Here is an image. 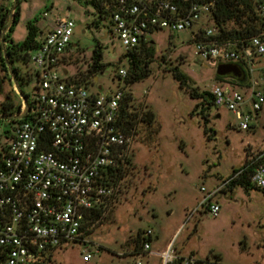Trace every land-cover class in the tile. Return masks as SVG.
Returning a JSON list of instances; mask_svg holds the SVG:
<instances>
[{
  "label": "rangeland",
  "instance_id": "rangeland-1",
  "mask_svg": "<svg viewBox=\"0 0 264 264\" xmlns=\"http://www.w3.org/2000/svg\"><path fill=\"white\" fill-rule=\"evenodd\" d=\"M21 1L22 20L13 33L16 43L25 40L28 21L39 17V24L47 32L44 13L51 9L68 10L76 23V51L67 59L70 72H85L93 48L103 41L104 62L110 66L96 75L98 84L92 90L106 94L125 87L118 80L116 67L119 64L121 70H127V62H120L126 51L118 36L106 35L103 26L112 29L110 20L100 21L87 0ZM94 21L100 22V28L93 25ZM208 26L213 24L202 23L174 36L159 32L149 38L156 50L152 75L132 85L130 91L140 119L143 113L153 112L155 123L153 127L138 123L131 148L135 168L115 187L103 218L88 228L89 235L84 234V245L69 244L56 250L49 264H165L162 253L168 250L177 257L222 264H264V192L241 186L223 191L215 197L220 207L217 216L198 208L202 189L213 192L232 176L234 169L245 165L252 150L264 148V103L257 112L253 102V91L264 94L259 60L249 66L251 82H258V86L253 90L238 88L246 98L241 112L252 117L246 130L241 129L244 120L226 108L212 107L204 114L207 119L200 110L194 114L200 101L193 99L174 78L172 69L178 68L200 93L211 92L220 84L217 68L197 54L192 40L193 32ZM15 67L26 74L33 64L26 67L17 62ZM31 76L32 81L20 88L29 101L34 99L36 83L35 76ZM8 77L0 68V116H4L1 105L8 95L16 105L24 103L13 75ZM4 122L0 119V128ZM140 231L151 232L147 252L138 251L135 243ZM88 254L91 259L86 261Z\"/></svg>",
  "mask_w": 264,
  "mask_h": 264
},
{
  "label": "built area",
  "instance_id": "built-area-1",
  "mask_svg": "<svg viewBox=\"0 0 264 264\" xmlns=\"http://www.w3.org/2000/svg\"><path fill=\"white\" fill-rule=\"evenodd\" d=\"M87 2L100 4L111 15L112 29L104 31L107 36H118L126 52L149 43L156 33L166 31L174 36L212 23L215 6L213 0ZM258 3V12L264 18V0ZM44 18L51 21L52 28L40 48L31 52L30 75L35 76L36 83L34 99L27 101L30 110L24 119H17L19 114L3 118L6 122L0 128V264H49L56 250L69 244L84 245L85 223L113 198V183L134 141L124 129L125 90L119 87L106 94L92 90L98 84L96 77L79 80L78 73L68 69V56L76 51V23L71 14L51 9ZM217 35L209 26L192 33L199 56L216 68L242 59L250 66L259 60L264 80V43L259 38H253L241 54L233 44L216 41ZM120 75L119 81H123L127 70L122 69ZM257 86L258 82L252 84V90ZM238 88L225 81L211 93L214 108L237 114L244 120L241 129L246 130L252 117L241 112L246 98ZM253 96L258 112L264 94L253 91ZM22 106L23 112L25 104ZM246 163L245 170H253L252 184L264 190V148L252 150ZM232 179L224 180L213 192L202 189L198 208L217 216L220 207L215 197ZM149 250L146 244L145 251ZM162 257L165 264L179 260L180 264H222L177 257L171 250ZM85 259L90 260L91 255Z\"/></svg>",
  "mask_w": 264,
  "mask_h": 264
},
{
  "label": "trees",
  "instance_id": "trees-1",
  "mask_svg": "<svg viewBox=\"0 0 264 264\" xmlns=\"http://www.w3.org/2000/svg\"><path fill=\"white\" fill-rule=\"evenodd\" d=\"M0 4V68L4 73L5 78H9L8 75H13V78L18 83L21 88L24 84H29L32 81V76L30 73L23 74L22 71L15 67L17 62H22L26 67L30 65L31 52L38 50L44 41V38L47 33L43 29L44 25H40V18L36 17L28 21L27 27V36L22 43H16L13 39V33L15 28L19 25L22 20V1L17 0V7L14 12V21L11 28L7 31V27L10 21L11 8L13 5V0H1ZM215 3L211 21L214 29L217 31L218 35L214 39L221 43H231L234 45L235 49L239 53H244L246 48L250 47L251 40L253 38H259L264 43V18L258 12V0H213ZM88 5H91L99 15L100 21L110 20L111 26V15L106 13L101 8L100 4L95 2H88ZM44 20H46L44 18ZM94 26L100 28V22L94 21ZM104 29H107L106 26H103ZM7 31V32H6ZM4 41V43H3ZM155 44L152 42L142 43L136 48L129 50L125 55L120 59V62H127V76L123 80L125 83V99L122 106V115L124 121V129L129 136L135 137L138 134L137 125L140 121L146 123L148 127H153L155 123V115L153 112L143 113L142 118L140 119L138 113L134 110L132 105L133 96L130 91V87L139 83L152 75V64L156 56V50L154 47ZM104 52L105 47L97 42L93 48L91 62L85 72L79 71L77 78L79 80H87L91 77H96L99 73H104L110 64L104 62ZM12 64V69H10L9 64ZM237 65L240 66L244 73L245 78L243 80H237L231 78H222L217 76L219 82L229 81L232 84L239 86L241 88H251V72L249 69V64L245 60H240L237 62ZM117 77L118 80H121V66L117 65ZM173 74L174 78L179 82L182 89H186L190 96L199 100L200 103L196 106L193 113L195 114L200 110V114L204 115L206 111L214 107L213 95L210 91L199 92L198 89L193 87L191 79L184 73H182L178 68H174ZM24 98L30 103L27 95H23ZM22 104L16 105L13 98L8 95L5 101L1 105V114L4 116L17 115L22 113ZM247 163L240 168L234 169L232 179L240 171L245 170ZM132 163V155L126 159V164L119 169L116 179L113 185L116 187L118 183L122 180L123 176L134 169ZM252 174L253 170H245L240 176L232 179L231 182L227 185L226 190L232 191L235 187L241 186L246 190L257 189L252 184ZM105 208V207H104ZM104 208L101 210L94 211L91 216L88 217L85 227L84 234L89 235L90 228L94 225L95 222L103 218ZM148 232L140 231L138 237L135 241L138 251L144 250L145 245L149 244L151 241V235L147 234ZM142 243V244H141ZM219 262V261H217ZM168 264H180V260L175 263Z\"/></svg>",
  "mask_w": 264,
  "mask_h": 264
},
{
  "label": "water",
  "instance_id": "water-1",
  "mask_svg": "<svg viewBox=\"0 0 264 264\" xmlns=\"http://www.w3.org/2000/svg\"><path fill=\"white\" fill-rule=\"evenodd\" d=\"M13 7L14 8L12 9V12L10 14V21H9V25L7 27V31L11 28L13 21H14V12H15V9L17 7V0H14ZM3 43H4V41H3ZM12 66L13 65L10 63L9 64L10 69H12ZM217 76L222 77V78H234L237 80H243L245 78V73H244L243 69L240 66H238L237 64H221L217 67ZM96 81H97V79H96ZM16 85H17V89H18L20 95H22V97H23L24 104H25V109L23 110V112L21 114L16 116V118L17 119H24L27 116L30 108H29L27 100H26V98H24L23 93H22L19 85L17 84V82H16ZM100 90H101V87H100ZM6 117L7 116H0V119L6 118Z\"/></svg>",
  "mask_w": 264,
  "mask_h": 264
},
{
  "label": "crops",
  "instance_id": "crops-1",
  "mask_svg": "<svg viewBox=\"0 0 264 264\" xmlns=\"http://www.w3.org/2000/svg\"><path fill=\"white\" fill-rule=\"evenodd\" d=\"M67 1V0H66ZM68 3L70 4V2L68 1ZM56 10H59L60 12H69L70 13V11H68V10H63V9H56ZM71 14V13H70ZM22 15H23V12H22ZM72 16V15H71ZM45 22H47L48 21V28L46 29L47 30V32L46 33H48V31L49 30H51V28H52V23H51V21L50 20H44ZM47 24V23H46ZM106 36V35H105Z\"/></svg>",
  "mask_w": 264,
  "mask_h": 264
},
{
  "label": "flooded vegetation",
  "instance_id": "flooded-vegetation-1",
  "mask_svg": "<svg viewBox=\"0 0 264 264\" xmlns=\"http://www.w3.org/2000/svg\"><path fill=\"white\" fill-rule=\"evenodd\" d=\"M103 45V41L100 42ZM104 46V45H103ZM105 47V46H104Z\"/></svg>",
  "mask_w": 264,
  "mask_h": 264
}]
</instances>
